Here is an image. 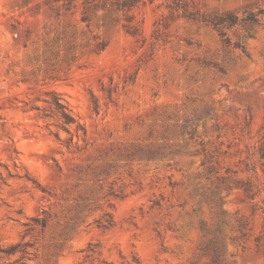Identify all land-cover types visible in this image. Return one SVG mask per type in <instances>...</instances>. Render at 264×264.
Instances as JSON below:
<instances>
[{"label": "rangeland", "instance_id": "obj_1", "mask_svg": "<svg viewBox=\"0 0 264 264\" xmlns=\"http://www.w3.org/2000/svg\"><path fill=\"white\" fill-rule=\"evenodd\" d=\"M0 264H264V0H0Z\"/></svg>", "mask_w": 264, "mask_h": 264}, {"label": "trees", "instance_id": "obj_2", "mask_svg": "<svg viewBox=\"0 0 264 264\" xmlns=\"http://www.w3.org/2000/svg\"><path fill=\"white\" fill-rule=\"evenodd\" d=\"M248 20H251V19L248 18ZM230 22H235V21H234V19H230ZM213 23H214V26L218 27L219 34L221 36H225V32L223 31L222 28H220L218 26V23H216V22H213ZM236 44H237V46H240L238 43H236ZM51 108L54 109L55 112L62 118L63 125H67V124H71V123L75 122L74 117L67 111V107L59 101V99H58V97H56V95H55V98L53 100V103L51 104ZM47 116H49V115H47ZM77 126H80V124H77ZM65 129H67L69 131V128L65 127Z\"/></svg>", "mask_w": 264, "mask_h": 264}]
</instances>
